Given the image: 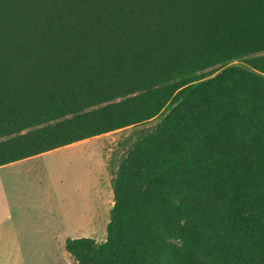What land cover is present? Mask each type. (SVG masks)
I'll return each mask as SVG.
<instances>
[{
	"label": "trees",
	"instance_id": "16d2710c",
	"mask_svg": "<svg viewBox=\"0 0 264 264\" xmlns=\"http://www.w3.org/2000/svg\"><path fill=\"white\" fill-rule=\"evenodd\" d=\"M166 112L76 264H264V0H0V166Z\"/></svg>",
	"mask_w": 264,
	"mask_h": 264
},
{
	"label": "rangeland",
	"instance_id": "374dc122",
	"mask_svg": "<svg viewBox=\"0 0 264 264\" xmlns=\"http://www.w3.org/2000/svg\"><path fill=\"white\" fill-rule=\"evenodd\" d=\"M165 113L138 126L111 132L74 147L61 148L31 161L29 169H34L37 174L39 169L35 168H41V173L43 167L46 168L45 173L38 176L41 184L38 188L36 186L35 195L45 202L48 185L45 178L49 179L60 211V235L89 237L97 243L105 240L109 210L113 204L110 179L125 154L123 141L127 138L135 140L140 130L154 127ZM27 181L33 182L29 178Z\"/></svg>",
	"mask_w": 264,
	"mask_h": 264
},
{
	"label": "crops",
	"instance_id": "0c3cea01",
	"mask_svg": "<svg viewBox=\"0 0 264 264\" xmlns=\"http://www.w3.org/2000/svg\"><path fill=\"white\" fill-rule=\"evenodd\" d=\"M101 136L0 166V264H76L65 250L69 234L59 232L60 211L49 179L45 178V202L35 195L36 186L41 184L38 176L46 168L42 173L41 168H35L39 169L37 174L29 166L32 160L53 151ZM27 178L33 182L28 183Z\"/></svg>",
	"mask_w": 264,
	"mask_h": 264
},
{
	"label": "bare ground",
	"instance_id": "6f19581e",
	"mask_svg": "<svg viewBox=\"0 0 264 264\" xmlns=\"http://www.w3.org/2000/svg\"><path fill=\"white\" fill-rule=\"evenodd\" d=\"M97 165L99 166V163H97ZM96 167V166H95ZM100 168V167H99Z\"/></svg>",
	"mask_w": 264,
	"mask_h": 264
}]
</instances>
